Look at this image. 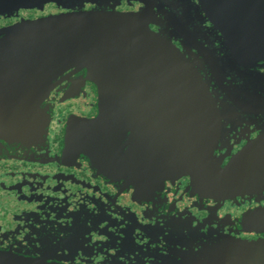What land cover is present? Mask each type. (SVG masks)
<instances>
[{"label":"flooded vegetation","instance_id":"1","mask_svg":"<svg viewBox=\"0 0 264 264\" xmlns=\"http://www.w3.org/2000/svg\"><path fill=\"white\" fill-rule=\"evenodd\" d=\"M209 1L57 0L0 17L3 27L49 14L143 11L150 29L198 71V96L210 105L194 123L166 109L176 100L161 99L154 86H112L113 119L97 123V85L68 69L45 98L47 138L0 154V255L60 264H264V54L236 50L220 28L239 25L234 8L251 9L250 0H219L228 10L218 19ZM87 120L106 152L80 139ZM194 134L204 137L206 166L224 167L254 144L250 187L219 194L192 174L161 179L150 156ZM183 145L192 150V141Z\"/></svg>","mask_w":264,"mask_h":264},{"label":"water","instance_id":"2","mask_svg":"<svg viewBox=\"0 0 264 264\" xmlns=\"http://www.w3.org/2000/svg\"><path fill=\"white\" fill-rule=\"evenodd\" d=\"M53 1L57 0H0V17H17L21 9L42 8ZM247 5L252 8H234L233 12L243 18L239 25L220 28L236 50L264 54V1L250 0ZM208 6L217 19L228 10L219 0L209 1ZM241 12H248V20ZM144 13L76 11L20 18L0 27V154L8 148L26 150L47 138L52 106L45 98L57 82L69 77L68 69L71 73L80 71V78L97 85L101 108L97 123L106 124L113 119L110 110L116 107L107 101L114 89L111 87L122 85L154 86L155 90L151 87L150 91L159 93L161 99L176 100V105L165 108L176 110L178 119L192 116L197 123L196 118L206 116L210 105L198 96L203 83L198 71L175 44L150 29ZM212 117L209 113L210 122ZM83 123L87 130L80 137L82 142L89 149L100 145L104 149L101 151L106 152L105 137L99 135V142H94L91 121ZM77 139L72 130L70 142ZM186 140L192 141L191 151L183 145ZM201 142L204 143V137L194 134L188 139L178 136L176 146L161 145V153L150 156L159 159L157 173L161 179L192 174L194 180L203 181L219 194L250 187L255 180L254 168H250L254 144L246 145L222 167L217 163L206 166L211 156L199 147ZM0 261L60 264L42 258L14 259L4 255H0Z\"/></svg>","mask_w":264,"mask_h":264},{"label":"rangeland","instance_id":"3","mask_svg":"<svg viewBox=\"0 0 264 264\" xmlns=\"http://www.w3.org/2000/svg\"><path fill=\"white\" fill-rule=\"evenodd\" d=\"M24 15H31V13H28V12H27V13H25ZM0 23H2V21H1V20H0Z\"/></svg>","mask_w":264,"mask_h":264}]
</instances>
